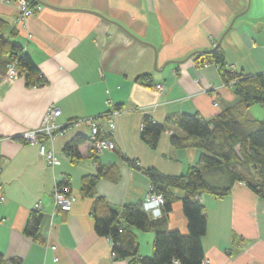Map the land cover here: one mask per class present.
Segmentation results:
<instances>
[{
  "label": "crops",
  "instance_id": "crops-1",
  "mask_svg": "<svg viewBox=\"0 0 264 264\" xmlns=\"http://www.w3.org/2000/svg\"><path fill=\"white\" fill-rule=\"evenodd\" d=\"M33 4L43 7L21 22L19 0H0L5 36L18 40L30 53L45 81L32 86L22 76L9 79L0 61V252L19 256L24 264H143L113 257L111 241L95 231V198L103 197L117 207L146 198L149 176L123 154L167 174H184L197 163L199 146L180 148L170 142L173 132L184 134L172 123L158 148L149 147L141 138L143 119L151 114L166 123L168 116L182 112L211 118L235 103L238 95L223 84L217 65H198L194 54L221 45L233 71L264 74V0H35ZM147 74L152 83L146 82ZM51 105L60 108L56 122L64 127L83 117H99L105 126V113L120 108L123 112L116 116L110 134L115 148L97 152L87 140L79 145L81 157L75 161L66 145L78 133L92 137L91 128L87 123L67 126L47 142L60 157L49 166L39 147L21 135L40 127ZM248 115L264 119V104L252 106ZM97 160L116 170L97 182L94 197L84 196L83 177L95 173ZM64 177L77 195L65 212L53 201L54 188ZM174 192L177 198L168 214V228L187 234L182 192ZM39 202L41 241L24 231ZM202 202L208 217L202 237L205 258L211 264H264V199L239 181L228 195L203 194ZM154 237L155 232L138 231L136 258L153 255Z\"/></svg>",
  "mask_w": 264,
  "mask_h": 264
},
{
  "label": "trees",
  "instance_id": "trees-1",
  "mask_svg": "<svg viewBox=\"0 0 264 264\" xmlns=\"http://www.w3.org/2000/svg\"><path fill=\"white\" fill-rule=\"evenodd\" d=\"M34 2L35 0H32L31 3ZM4 26L5 20L0 18V61H3L6 68L10 62L16 63L20 76L24 77L28 85L38 86L44 83V77L30 53L18 40L5 36ZM210 51L196 52L195 63L198 65L215 63L223 84L233 87L238 99L211 118L203 117L198 112L171 114L166 118V123L158 122L151 114L144 117L141 138L152 149L158 148L167 124L172 123L184 133L180 135L173 132L170 138L172 145L180 148L196 145L202 149V153L197 163L190 166L184 174H167L153 166L146 168L139 164V160L123 154L128 163L149 176L150 188L153 187L155 192L162 194L165 203L162 215L152 218L143 208V201L146 198L142 202L122 207L113 205L103 197L95 198L92 208L95 231L111 241L112 252L116 253L114 258L138 259L143 264H173L177 259L182 264H202L205 259L202 237L208 230L206 207L202 202L203 194L209 193L217 198L226 196L234 182L241 181L264 199V119H253L248 115V110L252 106L264 104V74L251 75L233 71L226 62V52L221 45H216ZM145 77L146 82L152 83L149 74ZM232 81L234 83L230 85ZM100 136L110 138V134L107 133ZM91 139L92 137L87 134L78 133L67 143L66 150L73 160L81 157L79 145ZM95 165L97 167L95 173L83 177L80 189L84 196L94 197L97 182L102 177L111 176L116 170L114 165L106 168L98 160ZM207 171L225 173L227 184L211 182L207 177ZM113 178H117L116 175H113ZM57 183L67 185L73 192L68 178L64 177ZM175 189L182 192V205L188 217L187 234L179 229L168 228V214L172 211V204L177 198ZM42 220L41 211L32 209L25 224V233L41 241L39 230ZM138 231L155 232L152 256L136 258L140 255ZM0 264H24V260L19 256L7 257L1 251Z\"/></svg>",
  "mask_w": 264,
  "mask_h": 264
},
{
  "label": "built area",
  "instance_id": "built-area-1",
  "mask_svg": "<svg viewBox=\"0 0 264 264\" xmlns=\"http://www.w3.org/2000/svg\"><path fill=\"white\" fill-rule=\"evenodd\" d=\"M19 4L21 6V12L19 14L20 21L25 22L29 17H32L37 13L43 5L37 4L34 5L28 0H19ZM7 76L9 79H16L20 76V71H18L16 63L10 62L6 68ZM234 81L230 82V85H233ZM158 89H162V84L158 83L156 86ZM122 110L120 108L109 110L105 113L107 124L104 126L99 122V117H83L82 119H73L69 123L64 125H60L56 122V118L61 115V110L56 105H51L46 111V115L44 117L43 122L40 124V127L35 129H30L22 133L21 137L28 142L39 147V153L47 160L49 166H55L59 162L58 153L54 148H50L47 146L48 141H54L57 135L62 134L63 130L67 126H79L83 123H87L91 128V144L94 147V150L97 152H101L103 150H113L115 148V144L110 138H102L100 135L102 134H111V132L116 127L115 118L117 115L122 114ZM95 170L96 165L94 164ZM54 203L58 209L63 211L70 210L73 205L76 203L77 196L70 190L67 185H59L56 184L54 188ZM165 203V197L162 194H158L153 190V187L150 188V191L146 195V199L143 201V208L149 212L152 218H157L162 215L163 205ZM37 209L42 208L41 202L36 204ZM113 256L116 257V253H113ZM173 264H182L178 259L173 261ZM202 264H211V260L204 259Z\"/></svg>",
  "mask_w": 264,
  "mask_h": 264
},
{
  "label": "rangeland",
  "instance_id": "rangeland-1",
  "mask_svg": "<svg viewBox=\"0 0 264 264\" xmlns=\"http://www.w3.org/2000/svg\"><path fill=\"white\" fill-rule=\"evenodd\" d=\"M207 176L209 178V180L213 183H219V184H222V185H226L227 184V179L225 176H222V177H217L216 174H209L207 173Z\"/></svg>",
  "mask_w": 264,
  "mask_h": 264
},
{
  "label": "water",
  "instance_id": "water-1",
  "mask_svg": "<svg viewBox=\"0 0 264 264\" xmlns=\"http://www.w3.org/2000/svg\"><path fill=\"white\" fill-rule=\"evenodd\" d=\"M211 52V51H210Z\"/></svg>",
  "mask_w": 264,
  "mask_h": 264
}]
</instances>
